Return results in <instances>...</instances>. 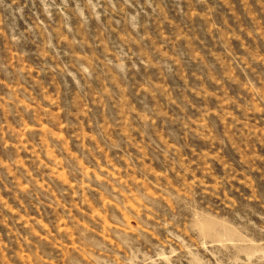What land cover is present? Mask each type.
I'll return each mask as SVG.
<instances>
[{
    "label": "rangeland",
    "instance_id": "obj_1",
    "mask_svg": "<svg viewBox=\"0 0 264 264\" xmlns=\"http://www.w3.org/2000/svg\"><path fill=\"white\" fill-rule=\"evenodd\" d=\"M0 264H264V0H0Z\"/></svg>",
    "mask_w": 264,
    "mask_h": 264
}]
</instances>
